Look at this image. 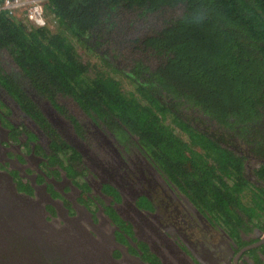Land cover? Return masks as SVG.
<instances>
[{
    "label": "trees",
    "instance_id": "trees-1",
    "mask_svg": "<svg viewBox=\"0 0 264 264\" xmlns=\"http://www.w3.org/2000/svg\"><path fill=\"white\" fill-rule=\"evenodd\" d=\"M166 8H182V13L163 28L132 40L131 50H140L141 57L128 70L96 50V29L111 14L128 10L146 16ZM44 14L48 25L34 27L0 11V51L8 50L13 63L6 70L0 59V86L47 131L53 148L61 151L68 145L51 135L24 83L63 113L66 105L58 96L70 98L94 121L119 133L126 126L171 176L219 171V192L210 197L209 190L200 188L206 207L226 223L234 220L242 227L236 209L250 219L264 218V187L249 188L242 160L192 121L195 112L212 118L229 137L235 129L240 135L249 133L251 123L262 125L264 0H46ZM82 52L98 55L101 63L90 67ZM110 71L135 87L126 91ZM66 116L76 130L81 127L71 114ZM200 119L196 116L195 121ZM182 132L189 140L183 141ZM260 171L264 177V167ZM225 176H235L233 183H226Z\"/></svg>",
    "mask_w": 264,
    "mask_h": 264
},
{
    "label": "flooded vegetation",
    "instance_id": "flooded-vegetation-1",
    "mask_svg": "<svg viewBox=\"0 0 264 264\" xmlns=\"http://www.w3.org/2000/svg\"><path fill=\"white\" fill-rule=\"evenodd\" d=\"M0 90V102L10 109V117L16 112L12 107L15 106L22 114L20 117L29 121L21 125L8 117L6 121L11 122L8 123L11 129L0 123V139L8 140L13 136L15 141L24 140L17 130L22 126L36 135L39 143L45 139L47 147L40 145L45 153L53 154L54 150L48 148L52 147V138L47 131L1 86ZM25 91L54 131L51 135L62 138L68 145L66 149L80 156V162L83 158L84 163L87 162V158L89 166L81 164L92 176L88 175L84 182L89 181L107 201L113 215H102L97 221L94 214L78 203L83 195L81 189L72 187L66 191L70 185L66 180L49 187L51 179L47 175L42 185V159L32 155L22 164L8 156V151H18L17 143L0 146V201L20 207L19 224H22V228L12 227L6 233V243L0 245V264H264L263 218L250 219L236 209L242 216L240 227L234 220L226 223L203 201L200 187L209 190L210 197L220 191L219 171L208 174L199 170L182 177L171 176L160 159L146 152L126 126L122 130L126 138H120L115 128H109L100 120L94 121L80 107L74 115L65 106L63 113L47 99ZM66 114L77 120L81 126L78 130ZM83 116L87 122H81L79 117ZM196 116L201 117L200 121H195ZM261 118L262 125L251 123L249 133L240 135L235 129L229 137L214 119L196 112L192 117L199 131L210 135L211 141L231 150L242 160V174L252 189L264 187V177L260 176L264 167V113ZM85 138L91 139L97 149L82 148ZM187 140L188 136L183 139ZM73 158L67 157L64 163L70 165ZM232 172L235 174L234 170ZM233 177L225 176L224 179L232 184ZM105 184L116 191L119 201L101 191ZM59 193L64 195V201L56 198ZM140 198H145L148 205H139ZM118 217L127 224L125 231L116 227L114 219ZM126 232L130 235L133 232L140 241L136 247H141L133 248V255ZM69 258L71 260L67 261Z\"/></svg>",
    "mask_w": 264,
    "mask_h": 264
},
{
    "label": "rangeland",
    "instance_id": "rangeland-1",
    "mask_svg": "<svg viewBox=\"0 0 264 264\" xmlns=\"http://www.w3.org/2000/svg\"><path fill=\"white\" fill-rule=\"evenodd\" d=\"M122 12V14H111L109 16V19L101 23L100 26L96 29V31H100V38L98 39L100 43L98 44V46L97 44L95 45L96 37L91 38V43L95 45V47L97 46L96 50L98 51L101 57H108L111 61L114 62V65L128 70L130 67H132L133 62L141 57L140 50H135L134 52L131 50L133 43L132 40L137 37H144L147 33H151L156 30H159L160 28H163L166 24L172 22L173 18L180 16V14L182 13V8H166L155 13H150L146 16H140L135 11L123 10ZM19 14L21 13H16L19 18H23L26 21L24 16L22 17ZM78 50L81 52V47H78ZM113 51L114 53H116V57L113 55ZM82 56L84 57V60L88 64H90V67H95L96 65H99L101 63L100 61L97 62L99 58L96 54L87 56L85 53L82 52ZM10 57L11 56L9 55L8 50H6L5 48L0 51V59L3 63V67L6 70H8V68H12L11 66L13 63L11 64V61L8 60L11 59ZM108 75H110L111 78L118 80L121 87L126 91H130L135 87L132 82H130L120 73L110 71ZM21 80V77H19V81ZM23 87L27 89V92L31 95H36L35 92L30 88L29 84L24 83ZM2 95L4 96V98H7V95L3 91ZM57 100L58 102L66 103L65 105L68 107V110L71 111L74 115L76 109L80 107L77 103L73 104V101L68 97L63 98L58 96ZM7 101L12 106V102L9 98H7ZM12 107L14 112H16L10 117V109L4 107V105L0 102V123H2L3 126H7L9 129H11V127H9L8 123L11 122H8V120L6 121L8 117H10L18 124L20 123L21 125L24 124L23 121H28V118L20 117V115L22 114L17 112L18 110L15 106ZM79 118L81 119L82 123H84L83 121L87 122L86 116ZM168 119H170V117H168L166 120L167 124H169ZM62 120L67 122L63 118ZM17 130L20 134H22L24 140L19 139V141H15L16 139L13 136H10V139L8 140L0 139V146L2 147L9 146L11 143L14 142L17 143L16 146H18V151L16 153L8 151V156L10 158L17 159L22 164L27 157H30L32 155L42 159V162L40 163V168L42 170L39 168L42 172H44L43 174H41L42 177H40V179L44 180L41 183L42 185L45 184L47 177L51 179L48 181L49 187L54 183H63L66 180L70 184L67 185V187L65 188L66 191H68V189H71L72 187L81 189L83 191L82 197L78 198V203L80 204V206L85 207L90 212V214H94L96 216L97 221L100 217H102V215H113L111 213V206L107 203V201L101 195H99L95 189L91 187L89 181L84 182V179L88 177V175L92 176V174L90 173L91 171L88 174V171L86 170V168H84L86 167L85 165L89 166L87 158V162L84 163L85 158H83L80 162V156L76 154V152L72 153L73 151H70L69 149H64L62 151L58 149L57 151L51 146H49L48 148L49 150H54L53 154H47L44 152L43 147L40 145L41 143L42 145L47 147L48 142L45 141L44 136L41 135L42 139L44 140H41L39 143L36 135L29 132L26 128L23 129L22 126H18ZM130 134L132 133L130 132ZM119 137L124 139L126 138L124 131H120ZM182 138L186 139L187 135L183 134ZM82 146L87 149L88 147H91V150L97 149L92 140L87 138H85V142H81V147ZM67 157H74V162H71L70 165H66L64 161ZM44 175H47V177H45ZM101 191L104 194H111L113 195V197L115 196L116 200L119 201L118 194L114 189L109 187L108 184H105L101 188ZM63 197L64 195L62 193H59L56 198H59L60 200L64 201ZM243 202L245 203L246 200L243 199ZM138 204L148 205L147 200L145 198H140ZM114 222L116 227L124 229L125 231V227L127 224H125V222L122 221L121 218H115ZM115 234L117 235V233ZM126 234V239L131 246L130 253L133 255V250L141 247L140 245L136 247V243L140 241L133 232L131 235L127 232ZM116 235L115 237H117Z\"/></svg>",
    "mask_w": 264,
    "mask_h": 264
},
{
    "label": "built area",
    "instance_id": "built-area-1",
    "mask_svg": "<svg viewBox=\"0 0 264 264\" xmlns=\"http://www.w3.org/2000/svg\"><path fill=\"white\" fill-rule=\"evenodd\" d=\"M46 0H0V11H9L12 14L21 13L26 23L34 27H44L48 21L44 14Z\"/></svg>",
    "mask_w": 264,
    "mask_h": 264
},
{
    "label": "water",
    "instance_id": "water-1",
    "mask_svg": "<svg viewBox=\"0 0 264 264\" xmlns=\"http://www.w3.org/2000/svg\"><path fill=\"white\" fill-rule=\"evenodd\" d=\"M17 205L13 203L6 204L0 201V245L6 243V233L11 230L12 227H20L22 224H19V214L21 210ZM87 256V255H84ZM71 260L70 258L67 259Z\"/></svg>",
    "mask_w": 264,
    "mask_h": 264
},
{
    "label": "crops",
    "instance_id": "crops-1",
    "mask_svg": "<svg viewBox=\"0 0 264 264\" xmlns=\"http://www.w3.org/2000/svg\"><path fill=\"white\" fill-rule=\"evenodd\" d=\"M19 15H21L22 17L24 16L23 14H19Z\"/></svg>",
    "mask_w": 264,
    "mask_h": 264
}]
</instances>
